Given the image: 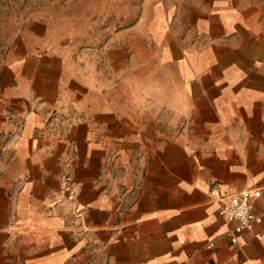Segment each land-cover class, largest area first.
<instances>
[{"label":"crops","instance_id":"1","mask_svg":"<svg viewBox=\"0 0 264 264\" xmlns=\"http://www.w3.org/2000/svg\"><path fill=\"white\" fill-rule=\"evenodd\" d=\"M130 7L9 42L0 264H264V0ZM242 189L260 236L231 243L218 209Z\"/></svg>","mask_w":264,"mask_h":264},{"label":"rangeland","instance_id":"2","mask_svg":"<svg viewBox=\"0 0 264 264\" xmlns=\"http://www.w3.org/2000/svg\"><path fill=\"white\" fill-rule=\"evenodd\" d=\"M119 1L126 9L118 8ZM137 3L138 0H0V62L9 42L15 39L19 42L21 36L31 39V30H45L47 26L71 43L76 37H85L89 19L97 20L104 11L116 17L123 13L128 22L133 20L138 16V7L130 6Z\"/></svg>","mask_w":264,"mask_h":264},{"label":"built area","instance_id":"3","mask_svg":"<svg viewBox=\"0 0 264 264\" xmlns=\"http://www.w3.org/2000/svg\"><path fill=\"white\" fill-rule=\"evenodd\" d=\"M71 161L66 162V169L61 175L60 193L67 202L75 204L74 180L69 173ZM260 196L258 189H242L236 192L228 193L222 201L218 214L228 224L226 236L231 243H236L238 236L243 232H251L256 238L260 233L258 226L262 221V214L256 213L252 208L253 201ZM210 248V244L206 245Z\"/></svg>","mask_w":264,"mask_h":264}]
</instances>
